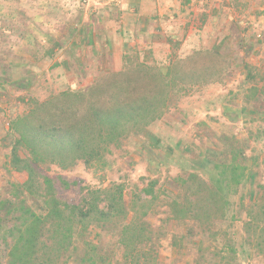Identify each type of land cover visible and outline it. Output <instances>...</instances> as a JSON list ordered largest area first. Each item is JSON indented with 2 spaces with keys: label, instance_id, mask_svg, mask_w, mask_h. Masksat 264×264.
Instances as JSON below:
<instances>
[{
  "label": "rangeland",
  "instance_id": "obj_1",
  "mask_svg": "<svg viewBox=\"0 0 264 264\" xmlns=\"http://www.w3.org/2000/svg\"><path fill=\"white\" fill-rule=\"evenodd\" d=\"M160 9L155 37L140 42L127 29L123 37L137 45L122 52L118 69L113 56L123 48L122 37L112 35L110 47L115 52L107 59L109 69L95 71L90 83L55 88L44 83L42 69L30 75L28 89L15 90L7 80L10 70L0 67V198L18 204L3 226L22 221L21 199L42 211V198L23 185L27 172L11 162L14 117L62 91L92 95L94 86L104 92L114 79L122 82L139 75L144 80L145 66L152 73L167 74L168 105L163 115L142 133L123 139L102 162L86 166L78 161L66 169L44 164L41 173L53 180L57 196L71 203H80L88 189L122 183L126 204L133 199L148 204L151 198L143 189L152 185L156 198L144 219L153 240L142 246L151 255L148 264H264V140L258 138L264 118V0H164ZM133 19L134 15L124 22L112 18L111 23L119 30ZM8 33L9 0H0L1 61L9 59ZM28 73L17 70L14 76ZM234 147L243 150L246 170L244 180L228 194L226 215L215 216L212 222L172 217L170 203L182 192L178 177L195 172L210 182ZM115 228L90 226L58 264H85L81 257L87 256L88 241L111 264H129ZM7 242L0 229V264H8Z\"/></svg>",
  "mask_w": 264,
  "mask_h": 264
},
{
  "label": "trees",
  "instance_id": "obj_2",
  "mask_svg": "<svg viewBox=\"0 0 264 264\" xmlns=\"http://www.w3.org/2000/svg\"><path fill=\"white\" fill-rule=\"evenodd\" d=\"M142 68L144 80L139 75L122 82L114 79L104 92L94 86L92 95H84L82 90L62 91V95L35 102L11 121V162L27 172L23 185L42 198V211L36 212L21 199L22 221L4 227L3 220L9 215L10 221L18 204L10 198H0V229L6 232L10 245L8 264H58L75 249L76 241L85 236L90 226L116 227L129 264L149 263L151 255L142 246L153 240L144 219L156 198L152 185L143 189L151 198L148 204L139 205L134 199L132 204H126L122 183L88 189L80 203H71L61 200L53 180L41 173L44 164L66 169L78 161L86 166L102 162L123 139L142 133L163 115L168 105L167 74ZM262 121L258 138L264 140V118ZM243 159V150L234 147L229 161L218 165V176L210 182L195 172L179 176L182 192L175 194L170 203L172 217L212 222L215 216H225L230 204L228 194L245 178ZM85 244L87 256L81 257L83 263L111 264L96 244Z\"/></svg>",
  "mask_w": 264,
  "mask_h": 264
},
{
  "label": "crops",
  "instance_id": "obj_3",
  "mask_svg": "<svg viewBox=\"0 0 264 264\" xmlns=\"http://www.w3.org/2000/svg\"><path fill=\"white\" fill-rule=\"evenodd\" d=\"M162 1L9 0V59L0 60V67L11 71L7 78L9 87L28 89L32 84L30 75L42 69L41 74L46 76L44 83H51L55 88L66 87V83L72 86L90 83L95 71L109 69L107 59L115 52L110 46L112 35L116 34L122 37L123 46L113 56L118 69L123 51L135 48L141 38L155 37L159 32L154 22L158 18L157 10L162 12ZM112 7L115 9L111 11ZM130 15H134V19L127 23L128 28L122 24L118 30L111 23L112 18H123L124 22ZM127 29L134 32L137 41L123 37ZM151 41L152 38L148 40ZM104 47H107L105 52ZM17 70L29 73L15 78Z\"/></svg>",
  "mask_w": 264,
  "mask_h": 264
}]
</instances>
